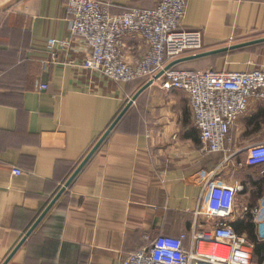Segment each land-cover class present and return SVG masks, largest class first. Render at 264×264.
<instances>
[{
	"label": "crops",
	"instance_id": "crops-1",
	"mask_svg": "<svg viewBox=\"0 0 264 264\" xmlns=\"http://www.w3.org/2000/svg\"><path fill=\"white\" fill-rule=\"evenodd\" d=\"M96 1L113 5V14L161 2ZM67 2L0 0V264L147 83L82 69L89 48L70 35ZM184 28L202 32L205 52L262 39L264 0H187ZM50 40L68 46L51 53ZM124 42L129 62L147 52L139 37ZM220 58V71L262 69L264 43L175 68L207 71ZM159 84L137 99L8 264H122L146 237L213 230L216 221L197 213L217 171L236 192L232 228L264 243V166L247 165L249 149L264 143V103L251 102L226 152L212 154L188 97Z\"/></svg>",
	"mask_w": 264,
	"mask_h": 264
},
{
	"label": "built area",
	"instance_id": "built-area-1",
	"mask_svg": "<svg viewBox=\"0 0 264 264\" xmlns=\"http://www.w3.org/2000/svg\"><path fill=\"white\" fill-rule=\"evenodd\" d=\"M113 8L96 0H68L70 35L89 48L82 69L117 83L166 82L188 97L205 149L212 154L225 153L232 127L248 112L250 103H264V68L250 72L174 68L165 72L173 62L205 52L202 32L184 28L187 0H161L155 8L128 7L119 14H113ZM127 36L134 40L139 37L146 44L147 52L141 59L128 61L124 50ZM67 46V42H48L51 53ZM162 72L163 76L155 80ZM247 165L264 166V143L249 149ZM13 174L19 176L22 171L15 169ZM235 193L219 180V171L211 173L197 214L215 220L214 229L197 230L194 225L191 232L178 237H146V245L128 254L122 264H256L255 246L230 224Z\"/></svg>",
	"mask_w": 264,
	"mask_h": 264
},
{
	"label": "water",
	"instance_id": "water-1",
	"mask_svg": "<svg viewBox=\"0 0 264 264\" xmlns=\"http://www.w3.org/2000/svg\"><path fill=\"white\" fill-rule=\"evenodd\" d=\"M264 43V38L259 40H254L250 42H245L243 44H238L235 46H231L229 48H221L209 52H203L198 55L189 56L186 58H182L180 60H177L170 64L165 72L174 69L175 67L179 66L180 64L199 60L202 58L212 57L220 54H226L228 52L241 50L243 48L251 47L254 45L262 44ZM164 72L159 74L155 80L160 79L163 76ZM154 85V80H151L147 82L145 85L141 87V89L135 94V96L130 100V102L127 104V106L123 109V111L120 113V115L114 120V122L111 124L109 129L105 132V134L102 136L98 144L93 148V150L89 153V155L85 158V160L81 163V165L77 168V170L74 172V174L71 176V178L67 181V183L64 185V187L58 192V194L55 196V198L52 200V202L49 204V206L44 210V212L41 214V216L38 218V220L34 223V225L30 228V230L27 232L25 237L21 240V242L18 244V246L15 248V250L10 254V256L7 258V260L4 262V264H8L10 260L14 257V255L17 253V251L23 246V244L26 242V240L32 235V233L36 230V228L40 225V223L43 221V219L46 217V215L49 213V211L54 207L56 202L60 199V197L64 194L66 189L72 184L74 179L78 176V174L81 172V170L84 168V166L88 163V161L92 158V156L95 154V152L98 150V148L102 145V143L107 139V137L110 135L112 130L117 126V124L120 122V120L125 116V114L129 111V109L134 105V103L137 101V99L151 86Z\"/></svg>",
	"mask_w": 264,
	"mask_h": 264
},
{
	"label": "trees",
	"instance_id": "trees-1",
	"mask_svg": "<svg viewBox=\"0 0 264 264\" xmlns=\"http://www.w3.org/2000/svg\"><path fill=\"white\" fill-rule=\"evenodd\" d=\"M254 257L258 264L264 263V243L255 242Z\"/></svg>",
	"mask_w": 264,
	"mask_h": 264
},
{
	"label": "rangeland",
	"instance_id": "rangeland-1",
	"mask_svg": "<svg viewBox=\"0 0 264 264\" xmlns=\"http://www.w3.org/2000/svg\"><path fill=\"white\" fill-rule=\"evenodd\" d=\"M221 49V48H220ZM211 63H212V65L213 66H211V69H214V70H218V71H220L219 69H223L224 67H223V58H220V59H213L212 61H211ZM181 70H183V69H181ZM186 70V69H185ZM210 70V69H209ZM143 82V81H142ZM165 84V83H164ZM140 84L138 83V84H136L135 86L137 87V86H139ZM159 85H163V84H159ZM255 263L256 264H258L257 263V259H255Z\"/></svg>",
	"mask_w": 264,
	"mask_h": 264
}]
</instances>
